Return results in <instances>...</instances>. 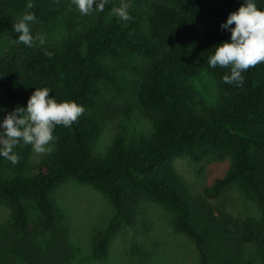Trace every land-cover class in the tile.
Masks as SVG:
<instances>
[{
	"label": "trees",
	"instance_id": "1",
	"mask_svg": "<svg viewBox=\"0 0 264 264\" xmlns=\"http://www.w3.org/2000/svg\"><path fill=\"white\" fill-rule=\"evenodd\" d=\"M121 2L109 0L103 12L82 16L72 0H33V34L58 30L60 36L27 48L15 42L12 28L27 0H0V118L26 108L43 87L57 102L85 108L71 127L55 128L53 151L39 163L30 166L33 151L23 143L14 149L17 164L0 157V207L11 226L9 235L0 231V264L102 263L112 234L120 225L132 227L147 203L170 214L171 228L192 243L198 264H264V62L243 73L241 87L223 82L230 68L207 62L230 37L220 24L243 0H123L129 21L112 13ZM255 2L264 9V0ZM121 69L131 78V97L118 113L126 120L138 113L151 129L132 142L117 133L98 157L103 97L113 88L123 91ZM201 71L218 91L216 103L202 109L191 85ZM196 154L230 165L192 195L173 162ZM68 181L101 192L113 210L84 253L53 198ZM230 191L256 212L216 215L213 201Z\"/></svg>",
	"mask_w": 264,
	"mask_h": 264
},
{
	"label": "rangeland",
	"instance_id": "2",
	"mask_svg": "<svg viewBox=\"0 0 264 264\" xmlns=\"http://www.w3.org/2000/svg\"><path fill=\"white\" fill-rule=\"evenodd\" d=\"M41 34L45 37V43L57 42L60 36L58 30L43 31ZM121 70L118 73V85L123 91L113 88L109 91L111 95L103 97V128L94 148L98 157L106 154L117 133H124L127 141L132 142L140 135L149 134L151 129L149 121L138 113H133L130 120L118 113L125 100L131 97V91L128 90L131 87V78L125 70ZM191 85L196 107L200 106L202 109V105L211 106L216 103L217 86L206 72L201 71ZM44 155L33 152L29 160L30 166L39 163ZM229 165L228 159H216L200 154H196V157L185 155L173 162L175 172L192 195L202 192L213 180L223 176ZM53 198L67 217L71 241L82 253L89 251L93 238L106 228L112 217L110 203L101 192L72 181L58 188ZM213 208L216 215L224 209L235 216L256 212L250 203L246 204L233 191L214 200ZM169 220L170 214L167 211L153 204H145L139 210L137 221L132 227L120 225L112 234L107 258L102 263L92 261L91 264H198L194 246L187 238L173 231ZM10 228L9 212L0 207V231L3 237L6 232L9 235Z\"/></svg>",
	"mask_w": 264,
	"mask_h": 264
},
{
	"label": "clouds",
	"instance_id": "3",
	"mask_svg": "<svg viewBox=\"0 0 264 264\" xmlns=\"http://www.w3.org/2000/svg\"><path fill=\"white\" fill-rule=\"evenodd\" d=\"M72 3L82 16H89L103 12L109 0H72ZM33 7V0H27L25 13L12 26L18 34L15 42L27 48L35 46L37 41L40 45L45 43L42 34L32 32L37 17L28 10ZM112 13L122 21L132 19L128 4L123 0L119 7L112 8ZM220 30L229 32L230 37L214 46L215 52L208 57V67L230 68L223 82L241 87L245 80L243 73L264 62V9H259L255 0H243L239 9L220 24ZM46 54L51 56V53ZM50 92L48 87L35 88L26 108L17 106L0 118V157L17 164L20 157L14 149L21 143L31 145L36 154L51 153L57 140L55 128L71 127L85 112L84 106L74 101L57 102Z\"/></svg>",
	"mask_w": 264,
	"mask_h": 264
}]
</instances>
